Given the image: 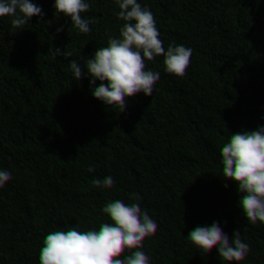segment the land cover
Returning a JSON list of instances; mask_svg holds the SVG:
<instances>
[{"label": "trees", "instance_id": "16d2710c", "mask_svg": "<svg viewBox=\"0 0 264 264\" xmlns=\"http://www.w3.org/2000/svg\"><path fill=\"white\" fill-rule=\"evenodd\" d=\"M0 264H264V0H0Z\"/></svg>", "mask_w": 264, "mask_h": 264}, {"label": "clouds", "instance_id": "9594fccd", "mask_svg": "<svg viewBox=\"0 0 264 264\" xmlns=\"http://www.w3.org/2000/svg\"><path fill=\"white\" fill-rule=\"evenodd\" d=\"M52 103L54 104L55 103V99L53 98V101H52Z\"/></svg>", "mask_w": 264, "mask_h": 264}]
</instances>
